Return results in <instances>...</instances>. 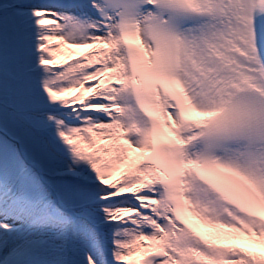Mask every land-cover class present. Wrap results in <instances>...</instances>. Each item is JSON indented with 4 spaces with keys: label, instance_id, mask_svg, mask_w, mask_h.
I'll return each instance as SVG.
<instances>
[{
    "label": "snow or ice",
    "instance_id": "obj_1",
    "mask_svg": "<svg viewBox=\"0 0 264 264\" xmlns=\"http://www.w3.org/2000/svg\"><path fill=\"white\" fill-rule=\"evenodd\" d=\"M0 264H264V0H0Z\"/></svg>",
    "mask_w": 264,
    "mask_h": 264
},
{
    "label": "bare ground",
    "instance_id": "obj_2",
    "mask_svg": "<svg viewBox=\"0 0 264 264\" xmlns=\"http://www.w3.org/2000/svg\"><path fill=\"white\" fill-rule=\"evenodd\" d=\"M53 44H56L57 42L55 40L52 41ZM53 51H55V48L53 49Z\"/></svg>",
    "mask_w": 264,
    "mask_h": 264
}]
</instances>
